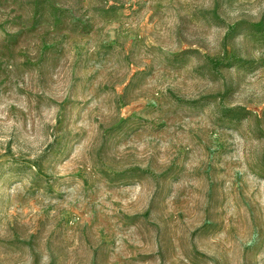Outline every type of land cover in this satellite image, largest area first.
Listing matches in <instances>:
<instances>
[{"label":"rangeland","instance_id":"374dc122","mask_svg":"<svg viewBox=\"0 0 264 264\" xmlns=\"http://www.w3.org/2000/svg\"><path fill=\"white\" fill-rule=\"evenodd\" d=\"M0 264H264V0H0Z\"/></svg>","mask_w":264,"mask_h":264}]
</instances>
